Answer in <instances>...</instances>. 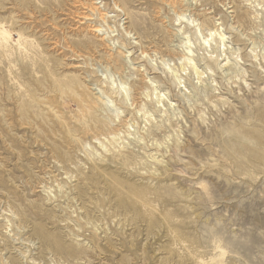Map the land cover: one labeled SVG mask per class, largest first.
I'll use <instances>...</instances> for the list:
<instances>
[{"label": "rangeland", "instance_id": "rangeland-1", "mask_svg": "<svg viewBox=\"0 0 264 264\" xmlns=\"http://www.w3.org/2000/svg\"><path fill=\"white\" fill-rule=\"evenodd\" d=\"M174 8L205 21L204 33L220 23L246 72L225 55L202 81L181 71ZM0 25L22 36L0 47V264H203L218 244L222 264H264V47L257 60L250 52L264 37V1L0 0ZM203 54L196 42L200 70L212 62ZM114 63L126 96L103 75ZM70 78L116 99L134 134L102 148L70 91L54 89ZM120 119L111 124L125 130Z\"/></svg>", "mask_w": 264, "mask_h": 264}, {"label": "bare ground", "instance_id": "bare-ground-1", "mask_svg": "<svg viewBox=\"0 0 264 264\" xmlns=\"http://www.w3.org/2000/svg\"><path fill=\"white\" fill-rule=\"evenodd\" d=\"M264 1V0H262ZM175 4V2H174ZM262 5L261 3H259ZM118 6V5H117ZM174 12L176 15L175 20L179 23V29L180 32H182V42L186 45V49L188 50V53L182 54L180 57L182 62L181 71H186L190 65L193 67V69L196 71L197 78L202 81L203 75L205 73H208L207 70L213 71V64L214 62H218V65H221V59L220 57L225 55L227 60L233 61L234 66H239L238 72L239 73H245V69L240 66V63L237 58L240 57L239 55V49H228V35L227 32L223 29L222 26L219 24H214L213 27H208L207 33H204L202 30V26L205 23H195L198 21L196 18H192L190 14L187 13L186 10H177L174 8ZM100 13V12H99ZM255 16L259 17L260 13L258 10H254ZM106 13H100V17L102 20L106 21ZM185 24L183 28L181 26ZM194 26L197 27V31L194 30ZM110 32H116L117 25H110L109 24ZM94 31H102L101 28L97 27ZM105 33H109V31L105 30ZM126 32L128 34L131 33L130 30L126 29ZM264 32V31H263ZM198 34L200 35V38H198ZM14 33L13 31L6 27L5 25H0V47H8L14 44H17L21 47L22 45V36L20 34L18 35V38L13 37ZM260 40L257 39L252 40V47L250 48V52L255 60L259 57L258 48L261 46L264 47V37H259ZM257 40V41H256ZM196 42H198L201 46H203V53L207 52L208 56L210 57L212 62H209L206 66V69L200 70V67H198L196 63V58L193 57L194 52V46L196 45ZM212 42H215L216 47H213ZM212 48L209 50L208 48ZM202 49V48H201ZM204 55V54H203ZM264 55V52H263ZM208 56L206 55L202 56V59L205 58L208 59ZM152 60V55L149 56ZM183 61H187L188 63L183 64ZM156 63V62H155ZM161 64L164 68L171 70L175 77L177 78V85L181 87V84L185 82V79H183V75L181 72H178L175 67H172L171 64H169V61L162 59ZM157 65V64H155ZM159 66V64H158ZM111 68H115V71L110 69L109 67H106V70L103 72V75H105V80H109V84L112 86V93L118 92V95H127L128 92V84L126 81L122 79H117L116 72L118 71V65L117 63H114V65ZM227 70L228 67L226 68ZM165 70V69H164ZM164 72V71H163ZM166 72V70H165ZM212 81H215L214 78H212ZM155 82V80L153 81ZM54 89L59 92L60 94L70 91L71 97L76 101V104L78 105L79 112L77 113V117L80 121V123L85 127V131H90L91 133L94 132L95 136H93L100 144L102 148H108L109 145L115 147V143L122 144V141L124 140L123 134H128V136H131L134 134L135 129L134 125L131 120H121L120 118L123 116L122 114V106H118L116 103V99H112L110 95L108 94H102L101 91H99L98 95L93 94L91 92H88L86 90H83V84L80 83V81L76 78H70L68 80H54L53 81ZM82 87V88H81ZM81 88V90H80ZM153 89L155 90V94L158 98V103H162L164 95L166 94L162 89H160L157 85L153 86ZM133 105V103H132ZM105 111L109 112L107 116H102L99 111ZM102 113V112H101ZM138 113H141L143 115H149L147 111H144V107L138 108ZM103 114V113H102ZM111 117L119 118L122 122L123 126L126 127L125 130H121L122 128H117L115 126H112L111 124ZM114 120V119H113ZM112 120V121H113ZM69 134H72L70 129L68 128ZM99 132V133H98ZM109 137H112L110 139ZM103 138V139H100ZM93 149V148H92ZM59 189L62 190L64 185L58 184ZM56 195V194H55ZM58 195V194H57ZM121 203L123 204V201L121 199ZM8 212V211H7ZM14 215V214H13ZM13 224L12 218L9 217L6 219V229L11 227ZM8 231V230H7ZM10 231V230H9ZM34 233L38 236H43L49 242H52L51 240H54L56 242V249L61 250L62 248V240L58 238L56 235H48L46 231L39 227ZM51 238H50V237ZM60 243V244H59ZM75 247L73 248L71 246L66 247L67 252L71 255L75 253ZM216 252L218 254L213 255L209 260L201 259L200 262L210 263L214 262V264H222L224 262V258L228 251L222 247L220 244L216 246ZM203 263V264H205Z\"/></svg>", "mask_w": 264, "mask_h": 264}]
</instances>
